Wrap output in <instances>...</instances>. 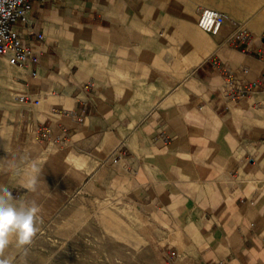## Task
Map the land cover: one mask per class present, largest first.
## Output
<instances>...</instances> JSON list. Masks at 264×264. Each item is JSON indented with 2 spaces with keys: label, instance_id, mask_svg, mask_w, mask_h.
Here are the masks:
<instances>
[{
  "label": "crops",
  "instance_id": "0c3cea01",
  "mask_svg": "<svg viewBox=\"0 0 264 264\" xmlns=\"http://www.w3.org/2000/svg\"><path fill=\"white\" fill-rule=\"evenodd\" d=\"M150 1L33 0L27 24L18 26L41 63L32 84L23 80L29 95L46 81L62 94L45 107L39 127L48 122L50 139L68 136L96 176L128 187L150 219L160 213L163 223L180 226L200 264H264V94L254 96L255 107L241 101L251 97L225 90L230 73L235 88L260 77L256 53L264 36V0L230 12L252 18L251 40L240 42L233 34L217 49L188 17L186 29L200 54L192 59L184 91L152 95L145 117L137 118L125 96L106 87L110 76L100 66H120V51L136 33L120 21L136 22L142 2ZM93 34L97 45L89 39ZM87 44L111 50L112 59L107 52L109 61L101 63ZM212 60H220V67Z\"/></svg>",
  "mask_w": 264,
  "mask_h": 264
},
{
  "label": "rangeland",
  "instance_id": "374dc122",
  "mask_svg": "<svg viewBox=\"0 0 264 264\" xmlns=\"http://www.w3.org/2000/svg\"><path fill=\"white\" fill-rule=\"evenodd\" d=\"M253 6L256 4L249 0L142 2L136 22L134 18L120 21L122 26L136 30L128 38L130 47L120 51V66L115 70L108 64L100 66L108 69L106 87L121 92L125 96L122 101L131 105L133 115L144 118L145 109L152 105V95L184 91L186 77L194 69L192 59L200 54V48L186 29L188 17L194 16L196 29L214 41L217 49L238 28L253 31L248 23L252 18L230 14L231 9L241 11L242 7ZM204 7L216 8L228 16L226 31L214 36L199 28ZM96 36L89 38L94 45L98 43ZM92 44L86 46L101 63L108 58L105 53L111 58V50L94 49ZM25 74L8 58L0 57V184L12 191L16 203L36 200L40 230L27 246L26 255L13 241L3 256L13 264H200L196 256L190 255L180 226L163 223L160 213H153L152 220L138 210L130 189L96 176L68 136L50 139L48 122L41 127L38 122L45 118V107L62 94L55 83L46 81V86H39L32 93L35 95H29L28 81L23 79L32 84L33 77ZM254 96L241 101L256 107L259 104ZM259 108L264 119V106ZM33 163L39 169L34 173L35 191L25 186ZM172 250L175 256L170 255Z\"/></svg>",
  "mask_w": 264,
  "mask_h": 264
},
{
  "label": "built area",
  "instance_id": "2783aa9c",
  "mask_svg": "<svg viewBox=\"0 0 264 264\" xmlns=\"http://www.w3.org/2000/svg\"><path fill=\"white\" fill-rule=\"evenodd\" d=\"M33 8V0H0V57H6L10 63L29 73L30 77L36 78L39 75L40 57L35 49L27 44L22 36L23 32L18 25L27 24L29 14ZM228 16L214 8H203L199 15V28L211 35L217 36L227 24ZM234 36L240 42L251 40L252 33L245 28H238ZM39 41H44V35L38 36ZM257 58L262 64V72L257 80L246 82L240 88L232 86L237 81L234 74L228 75V84L225 90L232 97H251L264 93V36L261 38V46L257 51ZM220 60H212L213 67H220ZM247 73V71H244ZM121 154L113 163L118 164ZM171 256L176 251L170 252Z\"/></svg>",
  "mask_w": 264,
  "mask_h": 264
},
{
  "label": "clouds",
  "instance_id": "9594fccd",
  "mask_svg": "<svg viewBox=\"0 0 264 264\" xmlns=\"http://www.w3.org/2000/svg\"><path fill=\"white\" fill-rule=\"evenodd\" d=\"M39 169L35 163L31 166L28 183L25 185L35 191L36 176ZM12 191L0 184V264H13L10 258H5L3 253L10 244L15 243L17 249L27 254V246L31 245L33 238L39 232L37 226V213L39 207L35 199L22 200L16 203Z\"/></svg>",
  "mask_w": 264,
  "mask_h": 264
},
{
  "label": "bare ground",
  "instance_id": "6f19581e",
  "mask_svg": "<svg viewBox=\"0 0 264 264\" xmlns=\"http://www.w3.org/2000/svg\"><path fill=\"white\" fill-rule=\"evenodd\" d=\"M2 58H4V57H2ZM6 58V57H5Z\"/></svg>",
  "mask_w": 264,
  "mask_h": 264
}]
</instances>
